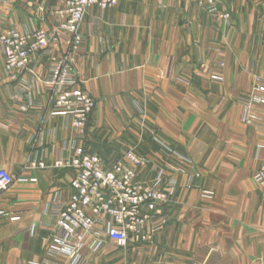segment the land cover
<instances>
[{
    "label": "crops",
    "instance_id": "1",
    "mask_svg": "<svg viewBox=\"0 0 264 264\" xmlns=\"http://www.w3.org/2000/svg\"><path fill=\"white\" fill-rule=\"evenodd\" d=\"M26 1L0 0V36L5 25L25 34L56 28L61 1ZM218 8L230 19L190 0L89 7L76 61L97 106L84 140L69 117L53 115L51 60L68 46L34 56L22 74L6 70L0 46V170L15 177L0 193V264H67L55 209L74 193L77 172L56 163L80 149L107 169L135 153L150 161L135 168L136 182L176 183L169 221L152 240L117 256L108 237L96 248L89 236L84 264H212L199 256L212 247L214 264H264V189L255 180L264 167V105L246 106L264 85V0H221Z\"/></svg>",
    "mask_w": 264,
    "mask_h": 264
},
{
    "label": "built area",
    "instance_id": "2",
    "mask_svg": "<svg viewBox=\"0 0 264 264\" xmlns=\"http://www.w3.org/2000/svg\"><path fill=\"white\" fill-rule=\"evenodd\" d=\"M59 1L61 6L54 13L56 28H39L25 34L10 25L0 36V46L10 74L25 73L36 55L46 52L52 57L53 51L63 43L68 46L66 53L54 55L51 60L48 85L53 97V115L69 117L77 139L84 140L97 102L83 89L77 70L76 57L85 44L80 26L89 7L108 10L116 7L119 0ZM190 1L203 6L217 20L230 19L229 14L219 12L221 0ZM39 18L41 22H47V7L41 6ZM256 91L257 94L246 102L248 109L252 105H264V85L258 86ZM149 164L147 158L130 153L107 169L100 157L85 154L82 149L72 161L56 163L59 169L77 172L72 182L74 193L66 201H60L55 209L56 239L67 264H84L83 250L89 236L95 238L96 248L100 247L99 240L103 235L120 247L128 248L150 241V229H159L168 223L165 209L173 197L176 183L162 178L151 183L136 182L135 168H145ZM39 167L45 166L42 163ZM255 180L264 189V167ZM14 181V176L0 170V193L9 190Z\"/></svg>",
    "mask_w": 264,
    "mask_h": 264
},
{
    "label": "rangeland",
    "instance_id": "3",
    "mask_svg": "<svg viewBox=\"0 0 264 264\" xmlns=\"http://www.w3.org/2000/svg\"><path fill=\"white\" fill-rule=\"evenodd\" d=\"M47 1V0H46ZM48 1H50V0H48ZM31 4L32 6H34L35 8H37L38 7V3H39V0H33V1H26V4ZM28 6V5H27ZM37 10V9H36ZM7 26H10V25H5V27L4 28H6ZM130 153H132V152H129V153H127L126 155H128V154H130ZM134 155H136L135 153H133ZM136 156H138V155H136ZM139 157V156H138ZM151 183V182H150ZM171 202H172V199H171V201H170V203H169V205L168 206H170V204H171ZM165 212H166V209H165ZM152 230V231H151ZM150 231H151V240L153 239V237L155 236V235H153V234H155V232L157 233L158 232V230H153V229H150ZM160 232H161V230H160ZM158 236H160V237H163V236H165V234H159ZM106 237L103 235V236H101V239H105ZM131 247V246H130ZM130 247H128V248H123V247H120L119 245H117V244H115L114 243V245L111 247V250H112V252L114 253V254H116L117 256L118 255H120V254H123L125 251V249H129ZM175 250V249H174ZM202 253V254H201ZM200 254L201 255H199V256H204L205 255V257L207 256V257H210V262L212 263V264H214L215 262H216V260H217V258H218V255H219V252H218V250H217V248H215V247H212V248H210L209 249V252L207 251L206 253L203 251V252H200ZM201 259H199V260H197L195 263H192V264H196L198 261H200ZM101 261H103V264H108L107 262H105L104 260H102L101 259ZM121 264H123V263H121Z\"/></svg>",
    "mask_w": 264,
    "mask_h": 264
},
{
    "label": "water",
    "instance_id": "4",
    "mask_svg": "<svg viewBox=\"0 0 264 264\" xmlns=\"http://www.w3.org/2000/svg\"><path fill=\"white\" fill-rule=\"evenodd\" d=\"M44 0H40V3H42ZM57 0H50V5L54 6L56 4Z\"/></svg>",
    "mask_w": 264,
    "mask_h": 264
}]
</instances>
